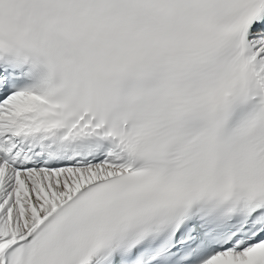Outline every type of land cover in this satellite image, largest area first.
Listing matches in <instances>:
<instances>
[{
    "label": "snow or ice",
    "instance_id": "obj_1",
    "mask_svg": "<svg viewBox=\"0 0 264 264\" xmlns=\"http://www.w3.org/2000/svg\"><path fill=\"white\" fill-rule=\"evenodd\" d=\"M0 264H264V0H0Z\"/></svg>",
    "mask_w": 264,
    "mask_h": 264
}]
</instances>
